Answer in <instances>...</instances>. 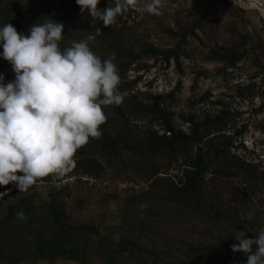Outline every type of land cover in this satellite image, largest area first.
I'll return each mask as SVG.
<instances>
[{
  "label": "trees",
  "instance_id": "1",
  "mask_svg": "<svg viewBox=\"0 0 264 264\" xmlns=\"http://www.w3.org/2000/svg\"><path fill=\"white\" fill-rule=\"evenodd\" d=\"M258 37L231 0H0V246L34 242L35 258L51 261H82L84 241L109 264L140 251L142 264H264V164L242 143L249 120L232 105L252 104L264 132ZM195 60L219 66L196 72L205 87L180 108L184 61ZM246 60L255 72L212 99ZM157 64L173 65L174 87L138 92ZM107 172L141 185L119 189L125 233L114 243L73 224L62 198L70 181ZM154 226L170 232L143 246ZM18 254L5 263L26 260Z\"/></svg>",
  "mask_w": 264,
  "mask_h": 264
},
{
  "label": "rangeland",
  "instance_id": "2",
  "mask_svg": "<svg viewBox=\"0 0 264 264\" xmlns=\"http://www.w3.org/2000/svg\"><path fill=\"white\" fill-rule=\"evenodd\" d=\"M235 5L245 10V17L249 23V26L253 29L255 35H259L260 43L264 44V17L258 11L254 5H249L247 1L253 2L254 0H231ZM263 4H264V0ZM264 63V57H263ZM250 61L246 60L240 63V68L235 70V78L228 83V87L223 85L213 86L212 99L220 97L225 93L227 96L232 93L231 86L236 82H246L249 74L255 72L256 68L253 65H249ZM219 63L217 62H202V61H184L185 77L182 82V87L179 93H176L178 98V107L183 108L185 102L193 96H198L205 87V81L202 78L196 79V72L212 73ZM135 73H130L129 77H133ZM177 81V74L173 68V65L163 66L157 64L151 68L148 72L142 74V80L138 83V92L144 91L148 88L147 83H151L150 90L157 93H164L171 90ZM228 98V97H227ZM225 98L226 100H228ZM233 106H238L240 110L244 112L243 118L249 120L248 131L242 138V143L249 151L253 152V158L255 162L264 164V132L258 130L255 125L256 121L262 118L261 115L252 114V104L247 101H241L237 98L233 100ZM208 106H204L207 108ZM211 108V107H210ZM248 155V153H246ZM248 158L249 155H248ZM109 172V171H108ZM106 173L104 182L95 181H83L78 183L76 181H70L67 195L63 194L62 198L66 205V210L71 214L73 224H95L97 229L112 243L117 242L119 236L125 232L122 229V220L120 216V210L123 204V198L127 195L125 192H119L118 181L114 179L110 173ZM107 174L109 176H107ZM19 184H26V180L18 179ZM7 188L14 186L12 179H8L4 182ZM47 184L39 183L36 187L37 192L44 198L46 194ZM58 186V185H56ZM118 186V187H117ZM112 194L118 196L112 197ZM144 205H138L134 208V211L138 213L143 220H146ZM45 220V216L42 211L37 212L36 223H42ZM135 224V222H134ZM136 232L138 231L135 228ZM166 228L162 226H154L153 231L149 234H145L143 246H147L152 240L157 242V245L162 243V235L166 232ZM170 232V230H169ZM86 236V235H85ZM87 238V237H86ZM81 239V238H80ZM26 242V241H24ZM22 243H10L5 248L0 246V264H6L7 257L11 260V255H15L16 252L20 256H26V260H22L20 264H109L104 257H100L93 251V247H86L84 241H80V248H85L86 253H82V261L58 258L55 260H45L35 258L34 252L36 250L35 243L32 242L31 246H24ZM28 253V254H26ZM145 256L143 251L131 253L125 255L122 259L123 264H142L141 259Z\"/></svg>",
  "mask_w": 264,
  "mask_h": 264
},
{
  "label": "built area",
  "instance_id": "3",
  "mask_svg": "<svg viewBox=\"0 0 264 264\" xmlns=\"http://www.w3.org/2000/svg\"><path fill=\"white\" fill-rule=\"evenodd\" d=\"M92 181V180H91ZM23 185H19V187H22ZM119 186V187H118ZM118 188L121 189V190H128V189H131V188H135V189H138L139 187H141V185H138V184H134V182H122V181H119L118 182ZM6 192V191H5Z\"/></svg>",
  "mask_w": 264,
  "mask_h": 264
},
{
  "label": "bare ground",
  "instance_id": "4",
  "mask_svg": "<svg viewBox=\"0 0 264 264\" xmlns=\"http://www.w3.org/2000/svg\"><path fill=\"white\" fill-rule=\"evenodd\" d=\"M252 1V0H251ZM248 4L250 5H254L258 11L262 14V16L264 17V4L262 0H254L253 2H249L247 1Z\"/></svg>",
  "mask_w": 264,
  "mask_h": 264
}]
</instances>
